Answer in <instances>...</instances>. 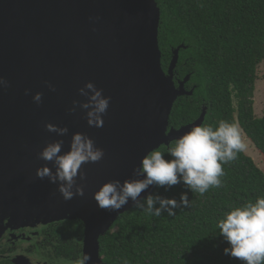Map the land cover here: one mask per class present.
I'll list each match as a JSON object with an SVG mask.
<instances>
[{
    "label": "water",
    "instance_id": "95a60500",
    "mask_svg": "<svg viewBox=\"0 0 264 264\" xmlns=\"http://www.w3.org/2000/svg\"><path fill=\"white\" fill-rule=\"evenodd\" d=\"M160 19L156 0H0V77L9 82L0 85V208L21 201L24 211L15 217L80 219L87 264H108L100 237L134 206L129 200L118 211L101 209L94 193L110 180L142 178L133 171L143 156L205 119L206 108L191 123L170 125L175 101L193 90L185 88L190 74L179 85L174 79L184 44L173 50L168 71L163 68ZM89 81L111 97L103 127H90L85 110L69 111L74 100H86L79 89ZM37 92L40 104L33 101ZM47 123L69 132L60 137ZM76 132L94 139L105 155L82 165L86 178L76 179L84 195L65 200L58 184L36 171L52 167L39 158L48 143L63 139L66 152Z\"/></svg>",
    "mask_w": 264,
    "mask_h": 264
},
{
    "label": "trees",
    "instance_id": "16d2710c",
    "mask_svg": "<svg viewBox=\"0 0 264 264\" xmlns=\"http://www.w3.org/2000/svg\"><path fill=\"white\" fill-rule=\"evenodd\" d=\"M156 1L161 9L163 68H168L173 50L184 44L175 75L182 79L190 73L187 85H194L191 95L175 101L170 125L179 128L191 123L206 107L203 125L218 127L221 120L238 123L264 155V115L257 116L254 108L258 67L264 63V0ZM174 141L158 148L166 158H171L167 149ZM223 168V186L204 195L182 183L167 191L155 185L152 194L177 201L187 192L190 206L175 209V216L165 212L160 217L133 206L100 237L103 260L108 264H241L224 254L229 244L216 225L232 207L264 196V170L245 151ZM44 235L47 243L40 245L42 251L60 256L68 249L73 258L81 259L84 224L80 219L51 220Z\"/></svg>",
    "mask_w": 264,
    "mask_h": 264
},
{
    "label": "clouds",
    "instance_id": "9594fccd",
    "mask_svg": "<svg viewBox=\"0 0 264 264\" xmlns=\"http://www.w3.org/2000/svg\"><path fill=\"white\" fill-rule=\"evenodd\" d=\"M0 85L7 88L9 82L0 77ZM48 86L55 91L50 83ZM103 91L93 82H87L79 89V94L86 97V100H74L69 111L75 113L77 108L85 110L90 127H103L104 116L111 101V97L104 96ZM42 97L43 93L37 92L33 101L40 104ZM45 127L60 137L69 132L67 127L53 123H47ZM63 146L64 140L58 139L43 148L39 158L50 162L52 167L46 163L37 169L36 175L40 179L47 177L51 183L58 184L63 198L71 200L77 195H84V187L77 184L76 179L78 175L81 180L86 178L81 171L82 165L99 162L105 152L96 146L94 139L82 132L73 133L68 151L62 152ZM245 148L238 123L221 120L218 127L195 125L171 143L167 149V156L171 158H166L162 150L152 149L142 157L140 165L133 171L134 177L142 178H128L123 182L119 179L110 180L94 193L93 198L101 209L118 211L131 200L135 208L146 210L155 217L165 212L168 216H175V209L190 206L187 192L181 194L179 201L152 193L142 200L141 194L152 185L164 187L167 191L182 183L200 195H204L210 188H220L223 186L221 177L225 175L223 165L236 160ZM216 227L219 235L229 244L224 248L225 255L238 259L241 264H264V196L224 212ZM90 259V254L85 253L77 264H87Z\"/></svg>",
    "mask_w": 264,
    "mask_h": 264
},
{
    "label": "flooded vegetation",
    "instance_id": "af4514ba",
    "mask_svg": "<svg viewBox=\"0 0 264 264\" xmlns=\"http://www.w3.org/2000/svg\"><path fill=\"white\" fill-rule=\"evenodd\" d=\"M168 68L166 71H168ZM188 74H186L184 78ZM184 78L180 79L176 77L174 70V79L177 85H179ZM190 79L188 81H190ZM188 81L185 84V88L187 90H193L194 85L189 88L187 85ZM3 204L4 203H0V206ZM21 205L22 202L19 201L16 204L14 203L7 207L0 208V228L3 227L0 231V264H75L78 258H73L68 249L60 256L40 249L41 244L45 245L47 243L44 230L51 220H42L36 217H15L24 211L21 210ZM82 258L83 248L81 259Z\"/></svg>",
    "mask_w": 264,
    "mask_h": 264
},
{
    "label": "rangeland",
    "instance_id": "374dc122",
    "mask_svg": "<svg viewBox=\"0 0 264 264\" xmlns=\"http://www.w3.org/2000/svg\"><path fill=\"white\" fill-rule=\"evenodd\" d=\"M254 108L257 116L264 115V63L258 67V79L254 92ZM234 112L237 115L238 101L234 98ZM242 129V128H241ZM242 136L246 144L245 152L252 156L256 163L264 170V155L242 129Z\"/></svg>",
    "mask_w": 264,
    "mask_h": 264
}]
</instances>
